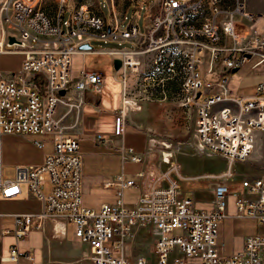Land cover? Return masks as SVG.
Segmentation results:
<instances>
[{
	"label": "built area",
	"instance_id": "1",
	"mask_svg": "<svg viewBox=\"0 0 264 264\" xmlns=\"http://www.w3.org/2000/svg\"><path fill=\"white\" fill-rule=\"evenodd\" d=\"M53 1L55 11L44 7V0H0V53L24 55L19 72L11 73L10 78L0 74V134L53 137V151L44 163L17 167L13 179L4 178L0 158V198L19 197L26 185L43 203L40 214L15 216L12 233L17 243L3 260L18 263L19 241L34 230L46 234L50 224V239L59 241L67 238L68 227L74 225L76 237L90 248L91 264H130L125 246L136 227L151 229L155 235L158 264H264V232L248 237L244 249L235 255L219 254L218 231L226 217L230 187L219 183L214 210H198L193 198L181 194L184 177L173 153L159 150L171 145L152 136L145 153L130 149L124 156L143 165L137 179L126 180L120 175L104 185L118 187L117 203L102 205L100 212L85 208L79 118L85 92H100L104 78L88 72L85 65L80 79L75 80L72 73L73 56L85 54L80 50L83 45L94 41L133 45L132 49L111 52L121 56L119 71L125 87L116 136L123 137L124 120L143 109L127 91L126 77L133 75L137 87L175 95L182 108L195 113L197 150L225 158L229 164L222 179H231L237 162L251 161L258 145L257 133L264 134V82L258 84L253 97L235 100L238 111L225 105L233 95L226 75L257 59L253 69L264 66L260 17L248 10L247 0H159V10L147 13L143 32L137 23L126 28L113 26L88 5L73 6L74 0ZM207 54L210 67L202 75L199 69L206 66ZM215 64L220 65V81L205 85L206 77L215 73ZM103 140L97 137L98 142ZM34 144L44 147L42 141ZM47 179L52 186L50 194H45ZM241 185L244 192L237 194L238 217L255 219L264 230V178L245 179ZM127 188L140 190L132 210L125 207ZM177 230L182 232L175 235ZM137 247L134 243L133 248ZM27 259L33 264L30 254Z\"/></svg>",
	"mask_w": 264,
	"mask_h": 264
},
{
	"label": "crops",
	"instance_id": "2",
	"mask_svg": "<svg viewBox=\"0 0 264 264\" xmlns=\"http://www.w3.org/2000/svg\"><path fill=\"white\" fill-rule=\"evenodd\" d=\"M94 1L92 0L93 4L90 5L92 6L91 8L98 14L106 17L111 25H117L120 28L125 26L126 28L130 24L137 23L142 32L145 30L144 27L148 22L146 19L147 13H156L160 8L159 0H106L109 9V13L106 15L101 12L100 6L95 5ZM131 8L133 11L129 17L128 12ZM108 45L112 46L107 50H95L94 48L83 50L85 54L79 53L74 55L73 61L79 56L85 57L88 54H109L112 56L114 64L115 60L121 59V56H113L111 54L112 51L132 49L134 47L131 45V48H122V46L115 43H109ZM8 54L17 53H0V55ZM18 55L21 56V62L16 66L18 70L13 73L19 72L22 69L24 55L21 53ZM246 67L247 66H245V68ZM119 70L118 73L120 72ZM82 71L83 68L79 78L74 76V74L73 78L75 80L80 79L82 77ZM72 73H74V69ZM95 73L104 77L102 72ZM0 74L6 78H10L11 73ZM120 76L121 74L119 77ZM263 82L264 75L256 76L249 73V75L245 77V80H243V84L248 85L244 89L245 93L241 94V96H236L233 90L231 99L226 101L225 105L235 108V100L244 101L245 99L253 97L256 93L258 84ZM246 89H249L250 92H246ZM124 90L125 87L123 83L121 103L114 104L102 98V90L97 92L93 89H89L84 94L86 102L79 118V129L77 132L80 140V151L85 160V171L83 173V206L96 212L101 211L102 205H114L118 201V187L113 186L111 188H105V184L113 182L114 179L120 175H124L126 180H136L138 173L143 168L141 163H134L124 157L130 149L136 154H143L147 147L149 134L146 132V129L140 127V124L136 121L137 117L129 116L124 120L123 137H118L115 134L117 112L123 107ZM216 90H218V87L212 92ZM234 110L238 111L239 109L235 108ZM134 128H136L137 132H134ZM77 135L75 134V136ZM98 136L104 137L105 140L98 142ZM257 136V149L251 161L248 162L251 166V170L242 173L244 178L242 182L245 179L264 178V134L258 132ZM10 137L11 139L14 138L11 135L0 134V158L2 160L4 178L6 169H12L15 176V169L17 167L41 166L47 155L51 154L53 151V138L46 141L42 140L44 147L39 148L34 144L35 138H32L34 141L27 140L30 136L15 137L21 141L14 144L10 142L11 139L8 141ZM206 176L209 177V175ZM183 177L184 180H194L199 177L202 178L203 176L187 177L183 175ZM234 177L235 175L233 178ZM221 182L222 181L210 184L212 191L215 192V187ZM242 182H235L233 188L225 183L230 187L231 194L236 191V201L237 194L244 192L241 185ZM21 189L22 193L17 198H0V264H30L27 259L28 254L33 257V264H91L90 248L76 237V227L74 225L68 227L67 238L62 241L50 239L48 235L51 228L50 224L47 225L46 234L40 230H34L29 234L27 239L19 241L20 259L18 263L3 260V258L10 255L11 249L17 243L12 233L15 229V216L20 214H40L43 212V203L29 192L28 187L23 185ZM51 190L52 186L48 179L45 187V194H50ZM133 190L138 189L127 188L124 190L125 207L129 210L134 209L136 206V202L129 197V193L131 195ZM127 191L128 199L126 200L125 193H127ZM181 194L183 197L193 198L192 192H183L181 190ZM214 207L211 208V211L214 210ZM196 208L198 209L197 203ZM235 209V214L232 212L229 213L226 206V217L219 225L218 252L221 256H232L241 252L244 249L245 240L248 237H253L264 232L257 220L238 217L236 204ZM5 231H10L11 233L4 234ZM134 243L138 245L136 249L133 248ZM154 244L155 235L151 229L136 227L134 229V237L129 239L125 246V257L130 264H137L139 260H142L144 264H158V256L154 252ZM227 247H232L231 251H227Z\"/></svg>",
	"mask_w": 264,
	"mask_h": 264
},
{
	"label": "rangeland",
	"instance_id": "3",
	"mask_svg": "<svg viewBox=\"0 0 264 264\" xmlns=\"http://www.w3.org/2000/svg\"><path fill=\"white\" fill-rule=\"evenodd\" d=\"M94 1V0H93ZM99 1V2H98ZM95 5L100 6L103 14H108L109 9L106 0H95ZM82 4L92 5V0H74L73 6H80ZM44 7L52 11L56 10V5L53 0H44ZM92 7V6H90ZM248 10L252 13L257 14L261 21L258 27L260 34H264V0H247ZM133 9L131 8L128 12L130 17ZM66 15V19L68 18ZM143 23V22H142ZM122 28H125L122 27ZM92 48L95 50H107L112 45L104 44L102 42L94 41L91 43ZM122 48H131V45H124ZM17 54L0 55V73H13L18 69L16 66L21 62V56ZM206 66H201L199 72L204 75L210 67L209 54L205 56ZM257 60H253L247 67L238 70L235 73H229L226 78L229 79V89L234 90L236 96H241L245 93L247 84H243L245 77L249 73L262 76L264 75V66L253 70V66L257 63ZM86 66L89 72H102L104 74L105 85L102 88V98L108 100L111 103H121L123 80L120 79L119 75L121 72L115 70L112 56L109 54H88L85 57L79 56L73 61L74 76L80 77V72ZM220 65L215 64V73L206 77L205 85L208 82L218 83L220 81ZM136 76H127L126 85L127 91L130 92V96H135L139 101V105L142 106V111L134 112L130 116L137 117L138 124L140 127L146 129L149 136H152L159 140V142H166L171 145L170 149H165L160 146L161 152L173 153L174 162L180 167L181 173L187 177L203 176L194 180H183L180 182L181 190L183 192H192V196L195 199L198 209L202 211H211L214 207L216 199L215 192L212 191L210 184L222 181L227 183L233 188L235 182H242V173L251 170V166L248 162H237L233 166V172L235 177L233 179H222V175L227 171L228 161L220 155H207L200 153L196 148V142L194 138L195 132V113L191 114L185 108L181 107V100L179 97L173 95H165L164 93H157L147 88H139L136 85ZM246 92H250L246 89ZM134 132H137L134 128ZM140 132V131H139ZM8 139L12 144L20 142L21 135H11ZM23 137V136H21ZM48 140L53 138L51 135L46 136H30L27 140ZM16 147V146H12ZM165 168L166 166L163 165ZM85 171V160L83 158V173ZM5 178H13L14 171L12 169L5 170ZM206 175H209L206 176ZM48 181V179H47ZM46 181V184H47ZM46 187V186H45ZM139 189L133 190L129 193V197L132 198L137 204L139 200ZM194 192V194H193ZM236 191H234L227 198V211L230 213H236ZM127 196V197H126ZM125 199H128V191L125 193ZM235 209V210H234ZM182 231L177 230L175 235H179ZM220 236V235H219ZM232 247H227V251H231ZM190 263H195L197 260H190Z\"/></svg>",
	"mask_w": 264,
	"mask_h": 264
},
{
	"label": "water",
	"instance_id": "4",
	"mask_svg": "<svg viewBox=\"0 0 264 264\" xmlns=\"http://www.w3.org/2000/svg\"><path fill=\"white\" fill-rule=\"evenodd\" d=\"M11 41L14 42V39H11ZM89 49H92L91 45H83L80 47V50H89ZM114 65H115V69L118 71L122 66L121 60L119 59L115 60ZM234 72H237V71H234ZM61 95L64 96L65 92H62Z\"/></svg>",
	"mask_w": 264,
	"mask_h": 264
}]
</instances>
